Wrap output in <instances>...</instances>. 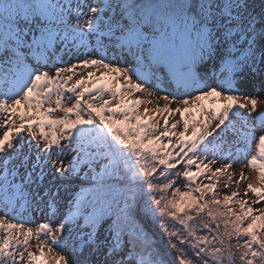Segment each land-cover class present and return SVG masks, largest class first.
Returning <instances> with one entry per match:
<instances>
[{"label": "snow or ice", "instance_id": "obj_1", "mask_svg": "<svg viewBox=\"0 0 264 264\" xmlns=\"http://www.w3.org/2000/svg\"><path fill=\"white\" fill-rule=\"evenodd\" d=\"M0 264H264V0H0Z\"/></svg>", "mask_w": 264, "mask_h": 264}, {"label": "rangeland", "instance_id": "obj_2", "mask_svg": "<svg viewBox=\"0 0 264 264\" xmlns=\"http://www.w3.org/2000/svg\"><path fill=\"white\" fill-rule=\"evenodd\" d=\"M90 70H93L94 71V69H90ZM77 71H79V69H77ZM97 75H99V73H97ZM105 79H107V77ZM136 95H138V94H136ZM136 95L130 96L129 99H135L136 98ZM140 98L141 99H145V100L148 99L147 97H140ZM164 103L165 102L162 101V100L159 101V105L160 106H163ZM156 107H157V104L155 102H153L151 104L144 103V104H141L139 106V111H140V113H143L145 108H150V109H152L154 111ZM170 107H175V105L172 104V105H170ZM149 115H153V112H149ZM163 115L166 116L167 113H164ZM156 119H159L161 121V123L163 122V116H161L160 114H156ZM239 170H240V166L239 165H234L233 168L231 169V172H234V173L237 174V176L235 178H238ZM245 174L250 177V179H251L254 187H260L261 186L260 183H259V181H258V173H253L250 169H245ZM245 187H246V183L244 181H241V184H240L241 195H243V190H244ZM220 188L222 190H225V191L235 190V188H232V189H224L223 188V180H221ZM63 194H64L63 193V190H61V195H63ZM252 198H253L252 197V193H249L248 194L249 202H251V199ZM257 206L258 205H254V207H257ZM233 207H235V206H233ZM31 243L33 245H35L37 243V241L33 240V241H31ZM45 252H46V250H45ZM37 254L39 255V253H37ZM46 255H47V252H46Z\"/></svg>", "mask_w": 264, "mask_h": 264}]
</instances>
